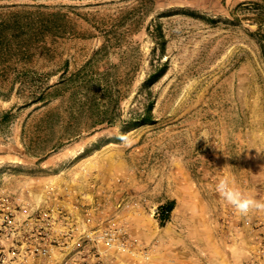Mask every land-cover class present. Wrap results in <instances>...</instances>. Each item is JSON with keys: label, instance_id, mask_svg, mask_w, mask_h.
Listing matches in <instances>:
<instances>
[{"label": "rangeland", "instance_id": "1", "mask_svg": "<svg viewBox=\"0 0 264 264\" xmlns=\"http://www.w3.org/2000/svg\"><path fill=\"white\" fill-rule=\"evenodd\" d=\"M262 39L264 0H0V207L23 218L68 187L74 213L83 196L151 258L175 233L264 249V213L215 191L226 177L264 200Z\"/></svg>", "mask_w": 264, "mask_h": 264}, {"label": "built area", "instance_id": "2", "mask_svg": "<svg viewBox=\"0 0 264 264\" xmlns=\"http://www.w3.org/2000/svg\"><path fill=\"white\" fill-rule=\"evenodd\" d=\"M63 190L64 196L50 189L40 204L29 202L23 218L14 200H4L0 264H110L117 255L151 258L148 247L140 246L128 226L110 224V214L104 215L99 206L89 207L83 196H76L74 207L79 211L74 213L70 208L74 193L68 187ZM158 213L159 205H155L153 214ZM259 252L264 259V249Z\"/></svg>", "mask_w": 264, "mask_h": 264}, {"label": "crops", "instance_id": "3", "mask_svg": "<svg viewBox=\"0 0 264 264\" xmlns=\"http://www.w3.org/2000/svg\"><path fill=\"white\" fill-rule=\"evenodd\" d=\"M173 237L170 248L163 251L157 246L155 257L142 259L143 264H252L253 259L258 261L261 241L258 233H175Z\"/></svg>", "mask_w": 264, "mask_h": 264}, {"label": "clouds", "instance_id": "4", "mask_svg": "<svg viewBox=\"0 0 264 264\" xmlns=\"http://www.w3.org/2000/svg\"><path fill=\"white\" fill-rule=\"evenodd\" d=\"M215 191L227 205L243 217H247L251 212L264 213V200H258L251 195H247L226 177L220 179L215 185Z\"/></svg>", "mask_w": 264, "mask_h": 264}, {"label": "trees", "instance_id": "5", "mask_svg": "<svg viewBox=\"0 0 264 264\" xmlns=\"http://www.w3.org/2000/svg\"><path fill=\"white\" fill-rule=\"evenodd\" d=\"M261 47L264 53V39L261 40ZM174 207H175L174 201H170L166 204L159 205V213L157 214L156 218L160 221L161 224H164L169 220Z\"/></svg>", "mask_w": 264, "mask_h": 264}]
</instances>
